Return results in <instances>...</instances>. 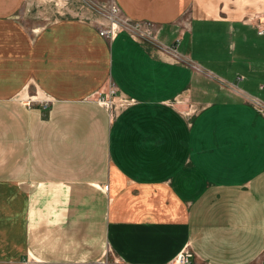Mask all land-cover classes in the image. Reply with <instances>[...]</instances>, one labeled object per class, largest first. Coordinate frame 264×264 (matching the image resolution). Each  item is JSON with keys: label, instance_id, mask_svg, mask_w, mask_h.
<instances>
[{"label": "crops", "instance_id": "1", "mask_svg": "<svg viewBox=\"0 0 264 264\" xmlns=\"http://www.w3.org/2000/svg\"><path fill=\"white\" fill-rule=\"evenodd\" d=\"M52 1L0 0V264L264 261V0H114L173 58Z\"/></svg>", "mask_w": 264, "mask_h": 264}, {"label": "built area", "instance_id": "2", "mask_svg": "<svg viewBox=\"0 0 264 264\" xmlns=\"http://www.w3.org/2000/svg\"><path fill=\"white\" fill-rule=\"evenodd\" d=\"M85 7L97 17V30L98 35L104 39H112L118 32L124 31L132 37L144 39L154 45H157L160 50L169 54L172 58L176 57L175 45L164 46L157 42L156 33L157 27L144 20H135L126 16L114 0H88L84 3ZM248 20H252V24L256 28L257 34L264 33V12L256 17H249ZM93 100L102 106L107 112L111 113L118 102L119 106L129 104V99H122L119 97L117 89L112 82H108V86L105 92H95ZM29 101V99H28ZM27 101V104L29 102ZM132 100H130V103ZM42 106L45 107L47 101H43ZM258 111L264 112V106L258 107ZM187 254H179L175 258L176 264H183L186 262ZM260 264H264L262 261Z\"/></svg>", "mask_w": 264, "mask_h": 264}, {"label": "rangeland", "instance_id": "3", "mask_svg": "<svg viewBox=\"0 0 264 264\" xmlns=\"http://www.w3.org/2000/svg\"><path fill=\"white\" fill-rule=\"evenodd\" d=\"M22 1L24 2V5L20 9V12L17 14L15 20H18L23 25V28L28 30V31H35L38 28H42V26L44 25L46 20L42 16L43 7H41V6L44 2L48 3V2H53V1L52 0H22ZM77 1H79L85 7L84 3L88 0H77ZM100 1H103V0H100ZM34 2L39 3V4H36L34 6V4H33ZM33 7H35V9H36L35 11L33 10ZM108 82L109 81L106 80L104 82V84L94 92H105L107 89V86H108ZM26 92L27 93L23 94L22 97H25V96L29 97L30 102L38 101L36 98H38V97L40 98V96L38 94H36L35 89L33 87H30ZM95 95L96 94L94 93L93 98L95 97ZM34 97H36V98H34ZM32 98H34V99H32ZM43 101H45V100H41V103ZM115 105L119 106L118 102H116ZM113 112H114V110H112L111 113H113ZM174 261H175V258H173L169 264H176ZM187 263L188 262H185L183 264H187Z\"/></svg>", "mask_w": 264, "mask_h": 264}]
</instances>
